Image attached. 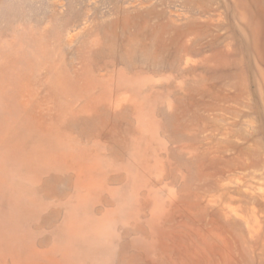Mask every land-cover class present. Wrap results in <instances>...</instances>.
Masks as SVG:
<instances>
[{
    "label": "rangeland",
    "instance_id": "374dc122",
    "mask_svg": "<svg viewBox=\"0 0 264 264\" xmlns=\"http://www.w3.org/2000/svg\"><path fill=\"white\" fill-rule=\"evenodd\" d=\"M0 88V264H264V0H0Z\"/></svg>",
    "mask_w": 264,
    "mask_h": 264
},
{
    "label": "bare ground",
    "instance_id": "6f19581e",
    "mask_svg": "<svg viewBox=\"0 0 264 264\" xmlns=\"http://www.w3.org/2000/svg\"><path fill=\"white\" fill-rule=\"evenodd\" d=\"M1 89L2 88H0V116L4 115V118L0 117V124L2 125V122H4L6 124L5 129L3 131V133L5 134V141H4L3 146L6 148L7 154H8L12 150V144H11L12 138L9 135L10 128H11V121L9 118H5V115H6V113L10 114L12 104H11L10 95L6 94V90H3V89L1 90ZM9 117H10V115H9ZM40 135H44V134L40 133ZM33 152H34V150L32 151V153ZM35 153H36V151H35ZM26 163L28 166V158H27ZM10 181H12V173H11L10 167H7L5 165V162L4 163L0 162V191L2 190V188H4L5 191L10 192L12 189V185H11ZM5 225L0 224V242L4 245L7 244L9 246L10 242H9V238L6 234L7 232L6 231L1 232V230L5 229L7 227Z\"/></svg>",
    "mask_w": 264,
    "mask_h": 264
}]
</instances>
